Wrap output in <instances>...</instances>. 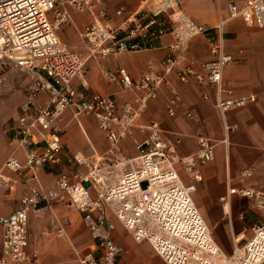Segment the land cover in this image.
<instances>
[{
  "label": "built area",
  "instance_id": "2783aa9c",
  "mask_svg": "<svg viewBox=\"0 0 264 264\" xmlns=\"http://www.w3.org/2000/svg\"><path fill=\"white\" fill-rule=\"evenodd\" d=\"M65 4L91 17L81 32L87 57L59 39L58 31L72 21ZM123 12V8L116 10L117 15ZM238 18L249 27L264 28V0L231 4L223 24ZM208 29L184 10L181 0H145L120 24L110 20L103 0H0V67L15 65L36 78L21 114L5 130L16 146L0 168V186L12 189L21 180L28 188L20 206L0 216L5 253L0 264L39 263V254L27 250L29 214L58 203L71 204L80 212L93 240L77 264H121L126 250L114 240L115 220L136 242H149L166 264H264V221L253 226L243 243L245 235L234 234V240L243 236L229 254L215 240L194 200L203 180L201 168L216 159L213 140L199 132L197 150L180 155V139L168 134L159 121L138 123L163 87L170 92L167 112L176 115L181 94L171 83L173 74L182 84L205 86V100L212 99L211 89L215 91L214 105L222 117L228 152L234 127L227 113L255 102L257 95L238 93L225 82V68L237 60L226 52L222 40L212 47V59L200 64L188 59L190 40ZM167 35L172 41L161 70L150 66L134 78L125 67L103 69L104 78L133 99L119 103L98 92L75 95L73 82L83 77L88 58L155 49ZM40 93L48 95L47 103H37ZM66 111L77 121L81 115L96 120L108 142L103 154L87 156L77 151L63 157L58 122ZM185 115L192 121L203 120L193 108ZM136 130L144 137L135 140L136 155L130 156L124 141ZM66 166L71 170H64ZM52 169H60L56 184L45 188L40 174ZM254 173V167L244 168L239 179ZM227 188L220 197L225 216L231 219L234 196L250 199L264 215L263 190L234 184L232 178Z\"/></svg>",
  "mask_w": 264,
  "mask_h": 264
},
{
  "label": "crops",
  "instance_id": "0c3cea01",
  "mask_svg": "<svg viewBox=\"0 0 264 264\" xmlns=\"http://www.w3.org/2000/svg\"><path fill=\"white\" fill-rule=\"evenodd\" d=\"M144 1L103 0V5L108 10L110 20L114 24H120L139 9ZM193 1L195 5L187 0H181V5L197 23L207 25L209 29L190 40L187 50L188 59L197 64L212 59V47L222 40L226 52L237 60L225 68V82L235 87L238 93L257 95L255 102L231 110L226 115L228 123L234 127L227 152L229 161L227 175L224 176L223 121L214 105L215 91L213 89H211L212 99L205 100L202 96L205 86L196 82L182 84L172 74L169 77L171 83L181 94V103L177 108L176 115L169 116L167 112L170 92L168 87H163L160 89L158 97L149 102L148 109L139 118L138 123L146 124L152 120L159 121L168 134L180 139V155L197 150L196 135L199 132L205 133L215 142L216 159L211 162L212 164L209 163L210 165L207 164L201 168L203 186L194 196V200L197 195L200 196L201 200L196 198L195 202L208 224H217L214 220L221 218L226 221L229 227L231 226L233 233L235 231L245 236L247 227H249L250 235L246 236L248 238L252 235L253 226L264 221V215L251 205L250 199L234 196L230 219L223 212L220 197L227 192L228 178H232L234 184L249 185L248 178L238 179L241 170L264 163V28L249 27L240 18L223 24V21L229 16L230 5L233 3L243 4V0ZM66 8L72 21L64 24L58 31L59 39L67 47L87 54L80 39L81 32L91 22V17L89 13L73 10L69 5ZM119 8L124 9L122 15L116 14V10ZM171 41L172 37L167 35L158 42L155 49L88 58L83 77L75 79L73 82L75 95L84 93L88 96L98 92L115 98L119 103L123 100L133 99L131 93L123 92L118 84L110 83L104 78L103 69L125 67L134 78H139L150 66L161 70L162 61L169 53L168 45ZM84 82L87 83V86L84 85ZM36 101L38 104H45L48 101V95L40 93ZM192 108L200 113L202 121H192L186 117V111ZM18 117L19 115L11 117L4 121L5 123L2 122V119L0 120V168L16 146V142L5 133V130L8 124ZM58 126L62 131L65 147L64 158L77 151H81L87 156H98L108 148L103 131L90 115H81L77 121L72 117L70 111H66L58 122ZM141 138L142 134L136 130L133 137L124 141L128 155H136L135 140ZM19 155L22 157L23 153ZM221 159H223V165L220 167L218 163ZM64 170L69 171L71 167L66 166ZM232 172L238 173V177L236 176L238 181L232 177ZM59 173L60 169L41 172L42 185L45 188L54 186ZM260 176L261 172L259 171L253 181L254 188L256 185H262ZM27 188V184L21 180L15 182L13 188L9 190L0 186V216H7L20 206L21 198ZM214 211H216L215 214H213ZM248 212L255 215L254 222L247 221ZM118 222L116 221L117 228L113 237L115 242L126 250L121 264H166L149 242H136L131 235L127 240L125 237L124 240H120L119 236L115 234L117 230L128 231L120 222L119 226ZM28 232L30 243L27 250L39 254L38 264H54L58 261L77 264L79 252L93 241L82 215L71 204L58 203L49 209H42L38 213L31 212ZM117 236L119 239L116 238ZM225 241H228V244ZM223 243L230 252L222 249L229 254L232 253L234 247L231 248L229 240L225 239ZM4 256L3 229L0 227V258Z\"/></svg>",
  "mask_w": 264,
  "mask_h": 264
},
{
  "label": "rangeland",
  "instance_id": "374dc122",
  "mask_svg": "<svg viewBox=\"0 0 264 264\" xmlns=\"http://www.w3.org/2000/svg\"><path fill=\"white\" fill-rule=\"evenodd\" d=\"M187 1L192 3V5H195V2L193 0H187ZM65 5L68 6V4H65ZM72 9L76 10L73 7H72ZM76 11H78V10H76ZM80 41H81V45L86 48V51L88 54V49H87L86 45L84 44V42L81 39H80ZM78 51L83 54L82 51H80V50H78ZM87 54L85 53L83 55L87 56ZM86 66H87V63H86ZM35 79H36L35 75L32 72L25 70V69H22L21 67H18L15 65H3V67H0V120L2 119V122L7 121L11 117H16V116L21 114L22 105L28 100V97H29L30 91H31V87L34 85ZM147 109H148V107H147ZM140 133L142 134V138H143L144 133H142V132H140ZM138 140H140V139H138ZM224 149H225L224 150V167H225L224 176H226L228 173L227 171L229 170V161L227 160L228 155H227L226 145H225ZM218 165L220 167L223 165V159L220 160ZM252 166L255 167V173L252 177L248 178L247 181L249 182V185L253 186V181L255 179V175H257L258 172L260 171L261 172L260 180L262 181V185H259V186L256 185V188L258 187L257 189L264 191V163H259V165L255 164ZM237 174L238 173L232 172V177H234V179L236 178V181H238V179H239V178L237 179V177H238ZM202 186H203V180H202V182L198 183V189L195 192L194 196L199 193L198 191L200 190V188ZM254 187H255V185H254ZM8 190H9V188H8ZM215 194H216V191L213 194L214 197H215ZM196 198L201 200L199 195H197ZM196 198H195V200H196ZM249 202L252 205V202L251 201H249ZM215 213H216V211L213 212V214H215ZM246 219H247V221L254 222L256 220V217L252 212H248L246 215ZM115 221H117V220H115ZM214 222L217 224H209V225L213 231L215 239L221 245L222 248H224L226 251L230 252L229 250H227V247L223 243L224 240L225 239L229 240V242L231 244V248L233 249V247H234V234L237 235V234H241V233H237L235 231L233 233L231 226L229 227V225L226 223V221L223 219L221 220V218L214 220ZM118 225L120 226L121 224H119V222H118ZM247 228H248V230L246 231L245 234H246V236H249L250 235V229H249V227H247ZM115 234L119 236L120 240H124L123 239L124 237H125V240L130 238V234L128 232H126L124 229L123 230L118 229ZM118 236L116 238H118ZM246 236L241 241V243H243L245 241ZM226 243L228 244V241ZM90 244H88L85 247V249H83L82 251L79 252L78 258H79V256L83 255L84 253H86L89 250Z\"/></svg>",
  "mask_w": 264,
  "mask_h": 264
},
{
  "label": "bare ground",
  "instance_id": "6f19581e",
  "mask_svg": "<svg viewBox=\"0 0 264 264\" xmlns=\"http://www.w3.org/2000/svg\"><path fill=\"white\" fill-rule=\"evenodd\" d=\"M242 236H243V235H240V237L235 236V240H234V241H235V242L240 241V240L242 239ZM237 237H238V238H237Z\"/></svg>",
  "mask_w": 264,
  "mask_h": 264
},
{
  "label": "water",
  "instance_id": "95a60500",
  "mask_svg": "<svg viewBox=\"0 0 264 264\" xmlns=\"http://www.w3.org/2000/svg\"><path fill=\"white\" fill-rule=\"evenodd\" d=\"M86 185H88V183H86Z\"/></svg>",
  "mask_w": 264,
  "mask_h": 264
}]
</instances>
